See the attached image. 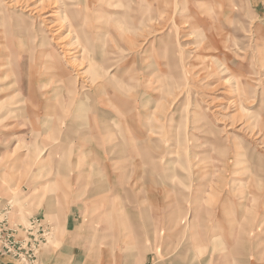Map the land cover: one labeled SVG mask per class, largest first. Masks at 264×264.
Instances as JSON below:
<instances>
[{"label": "rangeland", "instance_id": "rangeland-1", "mask_svg": "<svg viewBox=\"0 0 264 264\" xmlns=\"http://www.w3.org/2000/svg\"><path fill=\"white\" fill-rule=\"evenodd\" d=\"M259 163L264 0H0V219L37 263L72 208L99 264H221L229 234L264 264Z\"/></svg>", "mask_w": 264, "mask_h": 264}, {"label": "crops", "instance_id": "crops-1", "mask_svg": "<svg viewBox=\"0 0 264 264\" xmlns=\"http://www.w3.org/2000/svg\"><path fill=\"white\" fill-rule=\"evenodd\" d=\"M146 11H149V9H147ZM143 80H145V79H143ZM142 82L143 81L141 80L139 82L140 84H138V85H141ZM105 85L106 84H103L102 87L99 88V89H101V92H100L101 96L99 94V95H97V97L102 98V94H103L102 91H104V93H106L104 101L107 102V105L113 106L112 104L109 103V101L111 99L114 100V97H113L112 93L110 92V90H108V88L105 87ZM82 95L84 96V98L82 100L83 102L76 100V96L78 97L79 93H76L74 96H71V97L69 96V99L72 101H76V102L78 101L79 102L78 104L81 106L92 105L95 108L97 107V103L95 104L91 101V100L99 101V100H97L98 98L94 95V93L86 92ZM65 96H66V94L64 95V97ZM140 100L144 101L145 98L142 99V97H140ZM80 102H82V103H80ZM103 103H105V102H103ZM65 110H68V108L66 107ZM53 111L55 112V105L53 107ZM53 111H52V113H54ZM104 113L108 117H109V115H111V113L109 111H107V109L104 110ZM133 113H135V115H129V118L141 117V118L145 119V121H147V115H148L147 110H145V111L142 110V111H138V112L133 111ZM153 113L157 114L155 112V110H151V112H149V114L152 116H153ZM160 116L162 117V115H160ZM127 123H128L127 128L129 130V133H130V139L128 140V142L129 141L133 142L136 139V137H134V135L132 133L133 129L135 128V125L133 123H135V122H133L132 120L131 121L128 120ZM144 129L146 130L147 127H144L142 129L143 130V132H141L142 135L145 133ZM103 141L106 142V138H102L101 142H103ZM134 142H136V141H134ZM132 146H134V144ZM130 159H131L133 165H135L137 163V159L135 157L130 156ZM143 164H147V163H143ZM259 164L264 165V163H259ZM48 211H50V214H52L51 208L47 207V212ZM78 213H79V211H75L72 208H70V209L67 208V211L62 216V228H63L62 231H63V233H65V235H67V237L60 241V243H59L60 245L57 247V249L52 248V246L48 247V248H42V250L40 251V253L38 255V263L37 264H95L96 262L99 264L100 262H102L103 257L98 255V253H90L88 251V249L86 248L87 245L89 244L88 239L82 240V239L74 237V235L76 234L75 231L77 229L76 225H78L80 223V222H78ZM52 228H53V226H52ZM225 240H226L227 245L232 247V248H230L228 250L230 258L227 259L225 261V263H223V261H221V264H244L245 252L243 249V245H244L243 238H240L237 235L232 237V235L229 234V237H226ZM260 240H261V237H260ZM171 241H172V239L170 240V242ZM261 241L264 242V240H261ZM165 245H169V243H166ZM240 245L242 246L241 248H239ZM90 246H92V244H90ZM233 247H235V248H233ZM149 255L150 254H147L142 261H140V260L137 261L138 264H181L180 260L174 256V253L168 255L166 258L155 256L156 259H154L152 257L153 258L152 260H150ZM102 256L105 257L106 255L103 254ZM171 257H172V259H170ZM128 259L132 260L131 255L125 257V260H128ZM0 264H20V262L17 261L13 257L0 254ZM124 264H128V263L125 262ZM251 264H260V262H259V260L257 262L251 261Z\"/></svg>", "mask_w": 264, "mask_h": 264}, {"label": "built area", "instance_id": "built-area-1", "mask_svg": "<svg viewBox=\"0 0 264 264\" xmlns=\"http://www.w3.org/2000/svg\"><path fill=\"white\" fill-rule=\"evenodd\" d=\"M8 212V211H4ZM0 216L6 219V214L0 212ZM37 221H32L31 226H24L22 229L26 233H23L22 239L12 240L15 236L16 228L10 227L6 220V226L3 225L0 219V254H10L17 261L23 264H36L38 245L36 244V238L34 236V229L36 228Z\"/></svg>", "mask_w": 264, "mask_h": 264}, {"label": "bare ground", "instance_id": "bare-ground-1", "mask_svg": "<svg viewBox=\"0 0 264 264\" xmlns=\"http://www.w3.org/2000/svg\"><path fill=\"white\" fill-rule=\"evenodd\" d=\"M51 13H52V12H51ZM43 18H44V17H43ZM54 27H55V26H54ZM53 59H54V58H53ZM96 68H97V67H96ZM96 68H95V69H96ZM48 69H50V68H48ZM102 69H103V68H102ZM97 70H98V69H96V72H97ZM96 72H95V73H96ZM87 73H88L87 70H84V71H81V72H80V76L82 77V79H84V78L86 77L84 80H86V81L89 82V83H91V81H92V82L96 81V80H95V77H94V76H91V74H90L89 76H86V75H88ZM97 73H98V72H97ZM93 74H94V73H93ZM96 75H97V74H96ZM97 77H98V76H97ZM97 77H96V78H97ZM98 79H99V78H98ZM86 81H85V82H86ZM100 96H101V95H100ZM102 98H105V95H104V94H102Z\"/></svg>", "mask_w": 264, "mask_h": 264}]
</instances>
